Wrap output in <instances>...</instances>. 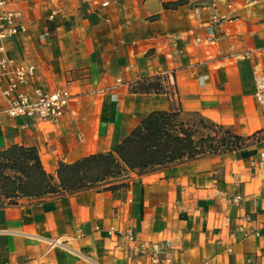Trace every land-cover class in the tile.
Here are the masks:
<instances>
[{
    "label": "crops",
    "instance_id": "1",
    "mask_svg": "<svg viewBox=\"0 0 264 264\" xmlns=\"http://www.w3.org/2000/svg\"><path fill=\"white\" fill-rule=\"evenodd\" d=\"M15 7L28 30L8 43V55L36 65V85L74 96L55 121L0 114V151L36 147L58 180L60 163L114 151L155 110L197 114L252 139L142 172L126 168L77 191L2 196L0 264H146L126 233L168 242L182 264H264V105L254 81L255 69L264 70V0ZM148 77H160L164 90H134Z\"/></svg>",
    "mask_w": 264,
    "mask_h": 264
},
{
    "label": "trees",
    "instance_id": "2",
    "mask_svg": "<svg viewBox=\"0 0 264 264\" xmlns=\"http://www.w3.org/2000/svg\"><path fill=\"white\" fill-rule=\"evenodd\" d=\"M134 90L161 92L164 87L160 77H148L144 83L134 85ZM178 115L176 110L152 111L114 151L91 154L71 164L60 163L58 180L45 170L36 147L13 145L0 151V200L2 196L12 200L21 195L42 197L77 191L117 177L126 168L142 172L193 159L208 150H234L252 139L239 136L222 125L207 123L203 118L202 123L222 131L223 135L196 139L195 131L179 122Z\"/></svg>",
    "mask_w": 264,
    "mask_h": 264
},
{
    "label": "built area",
    "instance_id": "3",
    "mask_svg": "<svg viewBox=\"0 0 264 264\" xmlns=\"http://www.w3.org/2000/svg\"><path fill=\"white\" fill-rule=\"evenodd\" d=\"M17 0H0V90L6 100V107L0 114L11 117H28L41 121H55L62 118L74 93L68 88L50 91L34 83L37 67L35 64L20 62L8 55V43L28 30L23 21L22 12L15 7ZM48 34V32H46ZM245 58L251 57L246 51ZM255 97L264 105V70L255 69ZM119 81L108 90L112 91L124 85ZM93 90L91 93H96ZM99 91H104L100 89ZM264 163V152L261 154ZM230 224V218L226 220ZM134 243V257L144 260L146 264H182L172 256L168 242H138L132 233H126ZM14 264H38L17 261Z\"/></svg>",
    "mask_w": 264,
    "mask_h": 264
},
{
    "label": "rangeland",
    "instance_id": "4",
    "mask_svg": "<svg viewBox=\"0 0 264 264\" xmlns=\"http://www.w3.org/2000/svg\"><path fill=\"white\" fill-rule=\"evenodd\" d=\"M201 117L197 114H183L179 112L178 120L179 122H184L185 127H189L195 131L196 139L206 137L207 135H216L219 133L220 136L223 134L222 131L210 126L209 124H205L201 122ZM216 144V141L213 142ZM217 145V144H216ZM213 153V151L208 150L207 153Z\"/></svg>",
    "mask_w": 264,
    "mask_h": 264
}]
</instances>
